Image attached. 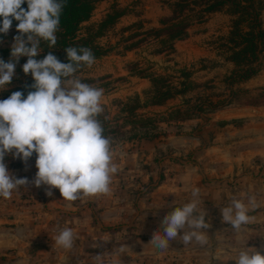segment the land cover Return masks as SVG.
<instances>
[{
	"label": "rangeland",
	"instance_id": "obj_1",
	"mask_svg": "<svg viewBox=\"0 0 264 264\" xmlns=\"http://www.w3.org/2000/svg\"><path fill=\"white\" fill-rule=\"evenodd\" d=\"M171 1L174 0H103L95 4L90 19L80 26L79 35L84 36L88 27L99 24L108 13L113 10L122 12L116 23L96 41L107 52L95 58L91 67L84 66L75 74L82 82L104 89L101 99L103 112L99 117L107 118L111 126L123 124L121 132L124 135L110 137L113 138L112 145L123 140L113 147L119 154L125 151L130 155L141 146L145 149L153 148L178 136H199L203 141L202 146L210 145L217 141L221 127L227 124L240 126L248 123L249 118H264V113L231 119L226 116L218 122L214 117L216 113L224 110H264V39L258 47L257 75L247 81L231 83L230 74L238 69L230 58L235 50L233 42L230 41V32L237 17L231 15L227 7L214 13H204L201 22L189 26L186 38L174 41L171 44L172 49L161 51L159 39L154 37L151 30L162 28L160 20L172 16L168 3ZM200 8L202 7L195 10ZM259 14V23L264 33V9ZM247 28V24L239 27L242 32L247 31ZM15 35L16 30L11 28L7 36L2 37L0 58L6 62L10 58V45ZM138 41L140 42L136 44ZM40 47V55H45L50 50L45 41H41ZM26 60L27 57L20 58L11 83L6 90L0 91V95L32 80L30 74L25 75L22 71ZM154 78L161 79L158 85L162 86V90H170L172 93L171 98L160 104L152 103L157 88ZM137 120L140 122L135 125L126 123ZM191 120H198L197 125L191 130L183 129ZM162 156H156L152 164H133L118 171L117 183L121 188L118 193L126 196V200L133 201L135 206L146 200L153 188L152 181H148L151 172L155 170L153 164L159 166L163 161ZM8 158L6 162L11 173L25 168L36 171L33 158L27 163L19 158L13 159L10 155ZM165 159L180 163L176 158ZM131 167L135 170L133 176L125 171ZM22 173L23 171L20 176ZM22 176L29 178L30 174L25 173ZM164 177L163 172L158 171V181H162ZM129 183H133V186L125 191L123 184ZM97 211L93 213L95 224ZM208 221L210 227L206 231L210 236L209 249L203 254L201 247L194 242L184 246L179 240L178 243L171 240L169 247L159 254H147L138 258L108 255L111 251L116 253L114 250L119 244L135 236L132 232L133 225L125 224L98 227L99 232L114 234L116 238L113 241L91 239L83 250L88 258L100 254L103 264H233V260L216 262L214 255L221 244L214 233L219 234L222 228L212 224V220ZM226 227L228 230L231 228ZM228 233L225 235L228 236ZM150 238L151 235L143 236V240ZM7 259L8 256H1V261L5 262Z\"/></svg>",
	"mask_w": 264,
	"mask_h": 264
},
{
	"label": "clouds",
	"instance_id": "obj_2",
	"mask_svg": "<svg viewBox=\"0 0 264 264\" xmlns=\"http://www.w3.org/2000/svg\"><path fill=\"white\" fill-rule=\"evenodd\" d=\"M67 0H0V43L16 23V32L10 45L7 62L0 58V91L11 83L21 57H27L22 65L25 75H31L33 83L24 91L12 92L0 99V198L10 199L21 187L28 189L29 180L16 178L9 170L6 156L19 158L25 163L35 154L37 169L31 183L39 188L45 186L46 195L53 196L58 189L63 200L76 201L84 197L107 194L117 166L113 162L112 140L104 134L103 124L98 119L103 112L101 99L104 89L94 87L76 78L82 67H91L95 55L88 47L65 48L68 63L61 62L49 52L43 58L41 41L49 48L57 43L56 33ZM26 4L27 8L22 7ZM199 188L194 187L191 199L177 204L173 201L152 234L150 243L154 249L166 250L171 240H179L184 246L195 243L206 247L210 222L208 213L201 207ZM257 207L256 198L233 197L220 208L222 223L230 225L242 236L254 219L250 212ZM182 232V234H180ZM58 248L71 250L75 245L73 230L61 227L52 237ZM249 241V240H248ZM235 250L227 256L219 246L215 259L235 261V264H264V254L255 246ZM125 244L117 251H130ZM95 264H103L100 254L94 257Z\"/></svg>",
	"mask_w": 264,
	"mask_h": 264
},
{
	"label": "crops",
	"instance_id": "obj_3",
	"mask_svg": "<svg viewBox=\"0 0 264 264\" xmlns=\"http://www.w3.org/2000/svg\"><path fill=\"white\" fill-rule=\"evenodd\" d=\"M260 113H264L261 108L224 110L214 117L218 122L226 116L231 119ZM197 121H189L183 129L191 130ZM202 142L199 136H178L153 148L141 146L130 155L125 151L121 154L114 151L113 162L117 172L133 164H152L156 156L163 155L159 166L153 164L155 170L148 180L152 181L153 188L148 198L136 206L118 193L121 188L117 183V172L113 174L109 193L66 201L58 189H53V196H47L45 186L37 188L31 183L37 169H16L12 174L16 178L30 174L27 178L30 183L28 189L21 187L10 199L0 198V264H95L94 258H88L83 248L91 239L113 241L116 235L101 233L98 227L117 224L133 225L135 236L119 244L114 251L125 244L131 250L124 254L111 251L108 255L138 258L159 254L160 250L145 246L151 238L143 240V236L152 237L164 216L172 210L173 201L177 204L187 202L192 198L194 187L200 190L201 207H205L208 213L206 220H212V224L222 228L214 236L227 256L235 255V250L242 248L248 240L249 247L255 246L264 254V118H249L248 123L240 126L227 124L221 127L216 142L204 146ZM170 157L180 160V163L165 159ZM125 171L129 176L135 172L133 167ZM158 171L165 176L160 182ZM131 186L133 183L123 184L125 191ZM249 196L256 198L257 207L250 212L254 219L245 226L243 235L238 236L232 228L228 230L226 226L230 225L222 223L220 208L227 206L233 197L247 203ZM95 211L97 224L93 222ZM61 227L73 230L75 245L71 250L56 247L52 240ZM208 249L209 246L201 247L202 254ZM186 250L189 252L188 248ZM230 250L233 252H228ZM2 255L8 256L5 262L1 261ZM231 263L235 264V261Z\"/></svg>",
	"mask_w": 264,
	"mask_h": 264
},
{
	"label": "trees",
	"instance_id": "obj_4",
	"mask_svg": "<svg viewBox=\"0 0 264 264\" xmlns=\"http://www.w3.org/2000/svg\"><path fill=\"white\" fill-rule=\"evenodd\" d=\"M100 1L103 0H67L60 18V28L56 33L57 43L55 47L49 48V52L55 54L61 62H69L65 51V48L69 46L78 48L81 46L88 47L94 53L95 58L103 56L107 52V50L102 48L96 41L98 38L104 36L105 32L116 23L117 19L122 16V12L113 10L111 13H108L99 24L88 27L84 36L79 35L81 24L90 19L95 4ZM168 3L172 16L160 20L162 28L151 30L154 37L159 39L161 51L164 49H172L171 44L174 41L186 38L189 26L195 22H201L204 13H214L227 7L231 15L237 17L233 21V29L230 32V41L233 42L235 48L230 58L238 69L230 74L229 80H231V83H236V81L250 80L257 75L259 71L256 65V63H258V47L262 44L264 39V33L259 23V13L264 9V0H174ZM22 7L27 8V5L24 4ZM198 7L202 8L195 10ZM16 23L15 21L13 22L12 28L14 30H16ZM243 24H247L248 27V30L245 32L239 29ZM162 35L166 37L161 38ZM139 42L140 41L136 42V44ZM48 53L40 55L38 58H43ZM160 80V78H154L153 80L155 87H157L152 101L153 104H160L172 96L170 90H162V86L158 85ZM32 83L33 79L29 80L21 87L7 90L0 95V99H6L12 92L17 90L24 91L26 95L27 91L31 90L26 86ZM98 119L103 124L105 129L104 134L106 136L115 137L116 135H124V133L121 132L123 124L111 126L107 118L98 117ZM116 122L118 123V120ZM138 122L140 121L137 120L126 123L135 125ZM32 158L36 159L35 154ZM8 160L9 158L6 156L5 161Z\"/></svg>",
	"mask_w": 264,
	"mask_h": 264
}]
</instances>
